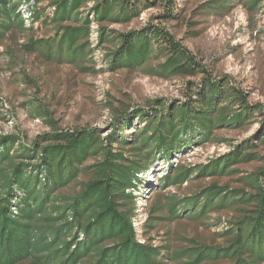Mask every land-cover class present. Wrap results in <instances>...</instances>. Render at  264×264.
Here are the masks:
<instances>
[{
	"label": "trees",
	"instance_id": "obj_1",
	"mask_svg": "<svg viewBox=\"0 0 264 264\" xmlns=\"http://www.w3.org/2000/svg\"><path fill=\"white\" fill-rule=\"evenodd\" d=\"M159 2L166 7L162 17H176L175 0H34L36 9L26 27L19 2L0 0V47L11 35L33 31L39 23L46 34L28 36L19 48L47 63L97 72L91 57L103 47L111 72L154 61L148 70L152 75L201 77L189 82L185 101L154 98L145 106L116 108L105 135L100 128L62 129L52 121L51 130L30 143L16 134L0 135V264L264 263V150L259 152L264 149V104L250 103L230 76L213 78L163 27L149 23L125 32L109 27L128 23ZM241 2L253 12L264 0ZM233 5L234 0H210L206 8L229 11ZM92 24L97 25L95 46L89 39ZM3 108L0 98V118ZM252 124H258L255 135L230 143L229 151L204 164L170 161L193 145L227 142L215 136L219 129ZM136 125L129 136L124 134ZM157 160L169 164L160 177L161 189L211 176L236 175L237 185L211 183L182 197L153 192L140 236L134 225L139 210L135 190ZM254 160L262 164L251 172L237 168ZM78 180L79 190L68 192ZM224 210L234 215L217 232L220 243L183 238V244L173 247L150 237L160 222L185 217L207 224L211 213Z\"/></svg>",
	"mask_w": 264,
	"mask_h": 264
},
{
	"label": "rangeland",
	"instance_id": "obj_2",
	"mask_svg": "<svg viewBox=\"0 0 264 264\" xmlns=\"http://www.w3.org/2000/svg\"><path fill=\"white\" fill-rule=\"evenodd\" d=\"M210 0H175L176 17H162L165 8L160 2L145 10L128 23H112L110 28L119 31L139 30L153 24L166 29L176 41L187 47L196 60L204 64L213 78L228 75L234 85L242 89L250 103L264 104V2L253 12L248 11L241 0H234L229 11L208 10ZM46 30L39 23L34 30H24L11 35L0 47L6 49L0 56V98L4 108L0 118V135L16 134L25 143L51 130L52 121L62 129L100 128L103 135L110 131L116 115V108L124 106H145L154 98L169 101H185L190 83H197L199 76H175L163 78L148 72L154 65L141 68L107 69L103 47L94 51L92 59L86 61L97 72H83L72 63H47L36 53L26 55L19 48L30 35L41 37ZM136 126L127 127L124 134L129 136ZM258 124L247 129L222 128L216 131L215 141L193 145L185 153L175 156L172 163L185 166L204 164L210 158L230 150V143L236 144L256 134ZM259 148V152H263ZM262 164L254 160L237 166L242 173L251 172ZM169 167L168 162L157 160L142 178L140 188L135 190L139 206L134 225L142 235L141 224L146 210L153 203V192L173 193L186 196L211 183L236 186V175L211 176L189 180L181 186L166 189L159 187L160 177ZM84 179L81 176L79 180ZM79 180L71 185L68 192L79 190ZM229 210L211 213L207 224L185 217L173 222H160L150 233L153 242L171 243L177 247L183 238H195L207 243H220L217 236L233 217ZM220 222H219V221ZM264 264V263H263Z\"/></svg>",
	"mask_w": 264,
	"mask_h": 264
},
{
	"label": "built area",
	"instance_id": "obj_3",
	"mask_svg": "<svg viewBox=\"0 0 264 264\" xmlns=\"http://www.w3.org/2000/svg\"><path fill=\"white\" fill-rule=\"evenodd\" d=\"M19 2L18 5V13L22 17L24 24L26 27L31 25L33 14L35 11V3L34 0H16ZM48 14H52V9H48ZM90 42L93 46L97 45L98 43V33H97V25L92 24L91 26V34H90ZM142 241V240H141Z\"/></svg>",
	"mask_w": 264,
	"mask_h": 264
}]
</instances>
